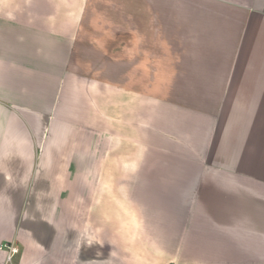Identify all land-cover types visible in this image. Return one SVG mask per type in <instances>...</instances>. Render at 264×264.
Masks as SVG:
<instances>
[{
	"label": "crops",
	"instance_id": "1",
	"mask_svg": "<svg viewBox=\"0 0 264 264\" xmlns=\"http://www.w3.org/2000/svg\"><path fill=\"white\" fill-rule=\"evenodd\" d=\"M110 47L166 55L106 74L127 63ZM208 111L240 117L243 167L215 136L225 167L192 217L168 193L202 191L185 162ZM247 130H264V0H0V264L4 243L8 264H264V137Z\"/></svg>",
	"mask_w": 264,
	"mask_h": 264
},
{
	"label": "rangeland",
	"instance_id": "2",
	"mask_svg": "<svg viewBox=\"0 0 264 264\" xmlns=\"http://www.w3.org/2000/svg\"><path fill=\"white\" fill-rule=\"evenodd\" d=\"M146 27V26H145ZM141 39L145 40V34L138 36ZM97 39V38H96ZM143 40V42L145 43V41ZM143 43V44H144ZM136 50H131L129 48H118L116 47H110L108 49H106V57H111V58H120L122 60L127 61L126 64H121V65H112V64H106L105 67L102 65H92V67L97 70L100 68H105V73L106 74H111V73H117V72H124L127 68H129L130 64L133 63L134 65H138V68L141 69V71H145L147 68V65H145V60L148 57L147 56V52L151 53V58L155 59V57L152 56H165V50L164 51H157V50H151V49H144V47L137 49V54L135 55ZM204 52V50H203ZM132 60V61H130ZM131 62V63H130ZM166 66V65H165ZM169 67V72H172L173 68H180L181 73L185 72L184 75V81L188 82V88L192 89L194 87V83H195V79H194V75H192V69L193 65L189 64V66L185 65L183 66L182 64L176 66V65H167ZM166 66V67H167ZM136 67V66H133ZM130 69V68H129ZM188 69V70H187ZM190 69V70H189ZM150 72L151 70H156V71H161L162 70V66L161 65H157L154 66L151 69H148ZM116 71V72H115ZM175 77V73H172ZM182 81V82H184ZM173 81H170V83H172ZM146 83H151V82H144L141 81L140 84H142L143 86L146 85ZM153 84V83H152ZM155 86H162L165 85V82H160L157 81L154 84ZM170 99L172 102H170V104L174 105L175 109L178 107V105L180 106V108L182 109V106L186 108V110L189 109V105H188V101L186 99H188V95H185V98H177V97H170L168 98ZM177 110V109H176ZM189 111V110H188ZM199 116V119H195L194 120V128L196 127L197 130L199 131L196 135L197 139L195 141V150L198 153L197 157L200 158V160L194 161V160H190L187 158L186 160V167L185 169L188 170L190 168H193L194 164H196L194 167L195 168H199L200 171H204L205 175H202V191L195 193V192H187V193H168L169 194V199L172 201H183L185 205H187L186 208V213H189V216H196V214L201 211V213H203V211H208V208H197V210H195L194 206L197 202V204H199L198 207H200V203L202 200H204V203H209V193L208 191H204L205 188L208 189V184L209 182H211L210 179V170L212 171L214 168H223L225 166L222 165V163H218L217 162V166L216 164H214L213 159H210V155H211V151L213 152L214 147H215V136H217V142H218V146H217V150L218 152H221L222 154H225V150L231 151L232 150V154H233V166H228V167H232V168H242L243 166H241V160L243 159L242 156H240V152L243 151V140L241 139L242 137V129L240 127H236V125L238 124H242L241 123V119L238 115L232 113V114H222V113H218V112H206V113H198L197 114ZM222 115V118H221ZM228 116L227 121H229L230 123H232V125H230V129L229 131L231 132L234 144H231L230 147H227L226 145V137H225V129L227 124L229 125V122L227 123L226 121V117ZM196 121V122H195ZM195 128V129H196ZM194 129V131H195ZM216 129V130H215ZM247 131H252L254 133H249V139L250 141L253 140L254 142H262L261 139L264 137V130H247ZM211 133V134H210ZM262 135V137L260 138L258 135ZM221 136V140H218V138ZM200 137V139L198 140V138ZM257 148H255L254 145L250 146V154L252 155H256V154H264V145L262 143H257ZM245 149V148H244ZM199 163V164H198ZM198 164V165H197ZM252 167V161H251V165L250 168ZM238 171V170H236ZM203 174V173H201ZM216 187V186H215ZM154 194V193H153ZM152 194V196H156L157 194L155 193L154 195ZM182 195L184 196L183 200ZM199 195V198H198ZM201 195V198H200ZM141 196L140 195L138 197V200H141ZM145 199H147L144 196ZM200 199V200H198ZM208 207V205L206 206ZM205 214H203L202 216H204ZM188 227V225H187ZM187 232H188V228H187ZM224 257V256H222Z\"/></svg>",
	"mask_w": 264,
	"mask_h": 264
},
{
	"label": "built area",
	"instance_id": "3",
	"mask_svg": "<svg viewBox=\"0 0 264 264\" xmlns=\"http://www.w3.org/2000/svg\"><path fill=\"white\" fill-rule=\"evenodd\" d=\"M1 249L7 250V257L5 264H8L12 260L13 256L20 251L19 247L16 246L15 243L1 244Z\"/></svg>",
	"mask_w": 264,
	"mask_h": 264
}]
</instances>
